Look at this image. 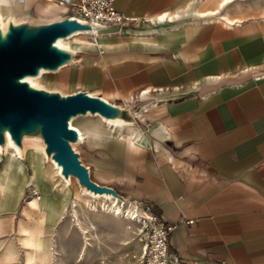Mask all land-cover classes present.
Masks as SVG:
<instances>
[{
	"label": "crops",
	"instance_id": "crops-1",
	"mask_svg": "<svg viewBox=\"0 0 264 264\" xmlns=\"http://www.w3.org/2000/svg\"><path fill=\"white\" fill-rule=\"evenodd\" d=\"M56 1L0 0V16L58 15ZM221 1L115 0L137 22L73 48L59 81L128 112L130 132L75 118V151L93 181L176 224L181 264H264V1ZM28 151L0 158V264H61L72 196Z\"/></svg>",
	"mask_w": 264,
	"mask_h": 264
},
{
	"label": "water",
	"instance_id": "water-1",
	"mask_svg": "<svg viewBox=\"0 0 264 264\" xmlns=\"http://www.w3.org/2000/svg\"><path fill=\"white\" fill-rule=\"evenodd\" d=\"M87 24L64 18L46 24L8 21L0 27V147L6 137L23 150V140H40L44 153L61 169V175L74 178L78 185L95 195H110L127 201L113 188L92 180L90 172L73 150L79 142L70 122L79 116L98 115L108 121H126L128 112L85 91L62 95L30 86L26 77L40 72H56L75 58L72 50L58 47L59 39L76 32L93 31Z\"/></svg>",
	"mask_w": 264,
	"mask_h": 264
},
{
	"label": "rangeland",
	"instance_id": "rangeland-1",
	"mask_svg": "<svg viewBox=\"0 0 264 264\" xmlns=\"http://www.w3.org/2000/svg\"><path fill=\"white\" fill-rule=\"evenodd\" d=\"M194 1L195 0H193V2ZM213 1L214 0H203L205 4H211ZM261 1L263 2L264 0ZM45 3L46 2L39 3V5H43ZM59 17L60 13L58 15H41L37 12H31L24 15L15 16L16 22L14 23L17 24L19 22L27 21L32 24H46L52 22L53 20H58ZM83 36L94 37L95 35ZM77 39L79 40H74L71 42L70 50L73 49L74 43L77 41H83L82 38ZM87 42H90V40L86 41L85 44ZM63 71L64 69L59 72H48L47 74L43 75L39 81L34 82L35 85H40L39 87L35 88L50 92H58L62 95H67L66 93L72 92L68 86H62L61 82L59 81ZM27 141L42 143V141L37 139ZM28 150V156L35 161L34 174H52L51 176H54L57 180V183L61 185L58 192L62 193L64 197H69L71 195L73 198L71 197L69 202H72L74 197L78 195V184L75 181H72L69 187L67 185V187H64L58 179L56 173L52 171L51 167L49 166V162L45 161V157H43L44 162L42 168L41 164L36 162L35 155L33 154L38 152L37 148L29 147ZM39 153L42 154V152ZM5 157L7 158V164H9L10 158L7 153L5 154ZM80 199L81 206L83 207L84 211L79 207L76 208V211L78 213L79 221L82 222L81 227H86V230L88 231L89 235L87 234V237L90 238V246L87 247L86 250H83V235L81 234L80 230H78L80 229L79 226H73V224L76 222H71L74 221V217L69 216L70 212H68L69 214L65 215L64 226H60L61 246L57 248L55 245L53 249L62 258L61 264H139L146 233L143 229V224L124 223L125 221L122 222L121 219H116L111 215L103 213L101 203L97 204V202L87 200V204V201L84 197L81 196ZM92 206L95 207L94 210L92 209ZM68 209H70V207ZM137 211L139 212L141 209H137ZM87 212H89V214H87ZM139 215L141 216V219L145 218L146 216V214L144 215L142 212H139ZM84 223L86 226H84ZM81 253L84 256L81 258V260H79L78 255ZM56 264L60 263L56 262Z\"/></svg>",
	"mask_w": 264,
	"mask_h": 264
},
{
	"label": "bare ground",
	"instance_id": "bare-ground-1",
	"mask_svg": "<svg viewBox=\"0 0 264 264\" xmlns=\"http://www.w3.org/2000/svg\"><path fill=\"white\" fill-rule=\"evenodd\" d=\"M231 2H232V0H222L221 1V8H224L227 4H229ZM9 20H12L13 22H16V19H15L14 15H10V16H8L6 18H2L0 16V27H1L2 30L6 29V24H7V22ZM164 21H167V19H165ZM100 33H101V31L96 30V29L93 30V31H87V32H76V33L72 34L71 36H69L68 38L59 39L56 44L60 48H63V49H66V50H70L71 42L74 41V40H79L77 38H82L83 41H77L76 43H74L75 46L74 47L72 46L75 49H79L85 44V42L89 38V37H86V36H83V35H90V36H94L95 35V36H97ZM61 70L62 69L60 68L57 72H59ZM47 73L48 72L42 70L38 76H36V77H26L24 81L28 82L30 84V86H32V87H39L40 85L39 84L35 85L34 82L39 81L42 78V76L47 74ZM96 117L104 125H106L107 128H109L111 130H117V131L123 132L126 129V131L130 132L129 128L127 129L126 127H129L132 124L127 123V121H124V120L108 121V120L102 119L98 115H96ZM74 120L75 119H73L71 121L70 126L72 128H74L75 130H77L74 127V125H73ZM77 132H78L79 137H80L79 140H81V138L83 140V136H82L81 132L78 131V130H77ZM76 146H77V144H73L72 145L73 149H76ZM29 147L30 148L31 147L32 148H37L38 152H35L33 155H35L36 162L41 164V168H42V165H43V162H44L43 161V157H45V161L49 162V166L51 167L52 171H54L56 173L58 179L60 180L61 184L64 187H67V186L69 187L70 184L72 183V181H75L77 183V181L74 178L69 177L68 179H65L61 175L60 167H58L51 160V158H47L46 157V155L44 153V145H43V143H38V142H34V141H27V139H24L23 140V150H20L19 148H17L12 143V141L8 137H6L5 146L4 147H0V158L2 157V155L5 156V154L7 153L9 155L10 159H14V158H12L14 156H15V158L23 159V158H25V153H26V151L28 150ZM39 152H42V154H40ZM1 153H2V155H1ZM81 196L84 197L86 199V201L87 200H92L94 202H97V204L101 203L102 212L103 213L111 215L113 218L121 219L122 222L125 221L124 223H128V224H138V223H140V224H143V222H142L143 219H141V216L139 215V212H141V211H139V212L137 211V209L142 208L141 206H138L135 203H132V202H129V201L118 200L117 198H114V197H112L110 195H95V194L87 191L84 187H81V186L78 185V195L74 197L72 202H69V206H71V207H70V209H68V212H70V216L74 217V221L76 222L75 226H79L80 229H78V230H80L81 234L83 235V242H84L83 250H86V248L90 246V244H89L90 238L87 237L88 231L86 230V227L85 228L81 227V223L82 222L79 221L78 213L76 211L77 207H79V208H81L83 210V207L81 206V199H80ZM36 199H39V198L36 197ZM32 202H33L32 203L33 206L40 207V204H38L36 201H32ZM87 204H88V201H87ZM92 209L94 210L95 207H93ZM89 212H87V214H89ZM84 226H86L85 223H84ZM90 227H92V226H90ZM32 239H34L33 236L31 234H29L28 239L24 240L25 242H23L24 243L23 245L26 246V247L30 246L31 248H33V252L35 253V260H37L36 259L37 252H40L42 248L40 247L38 242H34V240L32 241ZM143 246H144V244H143ZM82 253L80 254L81 258L84 256ZM141 254H142V252H141ZM27 255L30 256V254H27ZM48 256H51V253H49ZM30 260L33 261V258H31Z\"/></svg>",
	"mask_w": 264,
	"mask_h": 264
},
{
	"label": "built area",
	"instance_id": "built-area-1",
	"mask_svg": "<svg viewBox=\"0 0 264 264\" xmlns=\"http://www.w3.org/2000/svg\"><path fill=\"white\" fill-rule=\"evenodd\" d=\"M115 0H57L56 6L62 9L57 21L69 18L80 24H87L101 32L111 27L123 28L124 26L137 22L136 18L122 15L113 7ZM101 34H99L100 36ZM97 37V36H96ZM140 92L139 95L143 94ZM75 151V149H73ZM37 196L36 191H32ZM194 224L190 220L186 222ZM176 224L153 214L143 218V229L145 242L139 264H181L178 257L168 251V240L170 233Z\"/></svg>",
	"mask_w": 264,
	"mask_h": 264
},
{
	"label": "trees",
	"instance_id": "trees-1",
	"mask_svg": "<svg viewBox=\"0 0 264 264\" xmlns=\"http://www.w3.org/2000/svg\"><path fill=\"white\" fill-rule=\"evenodd\" d=\"M126 120H128V119H126Z\"/></svg>",
	"mask_w": 264,
	"mask_h": 264
}]
</instances>
